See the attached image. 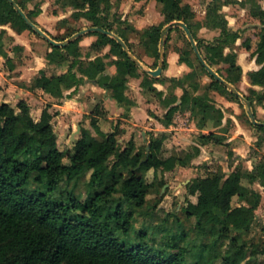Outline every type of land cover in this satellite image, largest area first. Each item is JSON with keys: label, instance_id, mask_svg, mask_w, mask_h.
Segmentation results:
<instances>
[{"label": "trees", "instance_id": "1", "mask_svg": "<svg viewBox=\"0 0 264 264\" xmlns=\"http://www.w3.org/2000/svg\"><path fill=\"white\" fill-rule=\"evenodd\" d=\"M30 1L16 0L25 12ZM156 1L161 5L164 21L141 31L149 54L152 50L158 60L165 27L183 21L191 29L207 64L238 90L243 70L237 54L226 50L239 35L232 31L221 11L227 5L249 2L252 16L260 20L263 30L256 35L257 47L252 53L260 69L250 71L248 78L252 86L264 88V8L256 0H213L208 7L206 26L221 33L208 44L198 37L196 29L202 24L195 23L196 14L190 4L185 0ZM69 3L76 10V18H86L92 27L115 33L135 56L141 58L128 36L113 29L108 21L112 0H69ZM38 12H26L35 24ZM6 25L18 32L31 30L37 33L9 0H0V26ZM78 31H69L63 38L50 36L63 41ZM173 31L184 33L188 48L180 52V61L193 71L183 79H172L184 88V94L180 102L177 97L165 99L169 109L162 123L170 128L178 112L191 111L194 118L200 116L198 126L201 129L209 128V122L214 128L221 126L224 113L212 101L210 91L227 94L233 99H239V96L208 72L182 28L170 30L168 40ZM6 34V30L0 32V56L11 63L5 52ZM93 34L98 39L91 45L86 60L80 47L81 38L64 47L49 43L52 49L47 53L49 64L63 67L69 62L68 71L49 75L42 69L30 84L23 87L31 92L43 90L52 97L63 98L67 90L78 87L87 77L107 90L121 105L129 107L134 102L126 91L130 78H136L141 80L144 90L157 98H164V92L155 86L159 79L143 70L117 39L101 32ZM243 44L251 49L250 39ZM107 47L110 50L101 55ZM14 50H21V47L15 46ZM93 53L96 57L90 59ZM115 56L117 58H112L110 65H115L117 72L110 75L106 59ZM11 66L14 69V65ZM202 74L212 78V82L205 95L193 96L188 89L200 88L196 79ZM252 93L259 95L254 89ZM246 99L254 108V98L246 96ZM262 99L264 92L259 95L260 102ZM54 115L48 105L36 120L26 100L21 99L15 105L1 102L0 264H264L260 259L264 250L260 251L259 245L250 247L242 240V234L257 221L256 212L262 195L253 185L259 183L264 187V157L253 171L236 167L229 174L212 172L187 184L189 195L197 196V202L189 201L182 212L187 219L196 220L194 230L202 240L200 244H183L186 234L171 233L158 240L147 225L140 230L136 228L139 216L152 217L153 214L146 207L157 183L150 182L147 174L151 170L157 174L174 171L178 166L188 167L200 154V145L223 144V137L213 131L202 132L200 145L184 156H164L163 139L151 141L149 156L147 149H137L134 140L121 149L118 127L113 125L111 131H106L101 126L107 113L99 102L90 113L95 133L82 127L74 148L63 150L59 142L61 136L53 125ZM255 127L264 134L263 124ZM85 179L86 198H83L78 186ZM160 185L164 182L161 181ZM236 197L246 205L234 206ZM262 232L264 234V224ZM132 234H135L134 240H131Z\"/></svg>", "mask_w": 264, "mask_h": 264}, {"label": "rangeland", "instance_id": "2", "mask_svg": "<svg viewBox=\"0 0 264 264\" xmlns=\"http://www.w3.org/2000/svg\"><path fill=\"white\" fill-rule=\"evenodd\" d=\"M238 1L245 2L247 0ZM256 1L264 8V0ZM185 2L191 5L196 14L195 23L202 24L201 27L196 29L200 40L208 44L218 38L221 33L220 30L210 29L206 26L208 7L213 0H185ZM26 10V12L39 11L38 15L35 16V21L38 26L49 35L58 38L65 37L69 31H81L92 27L91 21L86 18H76L74 16L76 10L69 3V0H31ZM221 12L226 16L232 31L239 35V38L233 43L232 47L226 50V52L232 50L237 54L238 64L243 70L238 82L239 90L245 98L246 96H252L254 98L255 106L253 110L256 118L259 122H264V99H262V102L259 101V95L263 94L264 88L252 86L248 78L250 71L259 68L256 58L253 57L252 53L257 47L258 39L256 35L262 32L263 25L259 19L252 16L249 2L245 5L231 4L224 6ZM108 21L113 29L121 31L128 36L141 58L139 59L137 56H134L142 62L144 69L153 71L158 69L160 58L157 60L152 55V50L149 54L146 49V38L141 34V31L147 27L161 25L164 21V16L161 13V5L156 0H112V9L109 13ZM6 27L7 29L12 28L11 25H6ZM27 33L28 37L21 41L31 46L33 53L46 57L48 51L51 49L49 42L31 30H27ZM246 39L251 40L252 46L250 50L243 44ZM165 42L163 73L160 77H157L159 80L155 84V86L164 92L163 99L155 97L146 90H142L140 81L132 79L129 83L127 93L129 95L128 97L134 102L133 105L129 107L121 105V107H116V102L110 100L109 95H105L106 92L102 90H99L102 96L98 100L100 101L102 99L105 110L107 108L106 102H108L110 110H106V113L107 117L110 116L112 118L111 121L113 123L108 124L103 122V126L106 131H111L113 125L118 127V139L121 149H124L129 141L134 140L137 149H147L146 154L148 156L150 153L148 148L151 141L163 139L164 156H184L195 146L200 145L199 135L202 132L209 133L210 131H214L223 137V144L213 142L206 146L200 145V154L188 167L178 166L174 171L159 172L157 174L154 170H151L147 174V178L150 182H156L157 187L148 197L149 203L146 209L153 212V214L152 217L139 216L138 222L136 223L137 230L147 225L152 236H155L158 240H162L165 235L171 233L182 236L186 234V241H182L183 244L186 242L200 244L202 240L198 238L194 230L196 220L187 219L182 212V208L189 201L197 202V196L189 195L187 184L196 177H205L212 172H222L225 175L229 174L236 167H242L249 172L253 171L256 164L264 157V134L253 124L248 113V106L240 96L239 99H233L227 94L213 90L210 91L212 101L224 113L221 126L214 128L212 127V123L209 122V128L203 130L198 126L200 116L194 118L191 111H180L174 117L172 126L166 128L162 123L169 109L168 105L164 102L165 99L177 97L178 102H180V98L184 94V88L173 82L172 79H183L193 69L180 61V52L188 48L187 40L183 32L173 31L171 33V39L168 40L167 36ZM161 43L159 45V51ZM12 45V41L7 39L5 52L12 57V63L6 62L7 59L5 57H1L0 59V72H2V78H0V87L2 88L0 101L1 99H8L11 104L15 105L20 100V97L17 98L20 89H16L15 85L23 88V83L18 79H14L20 76L21 73L18 69L23 62V51L12 49ZM82 52L84 57L88 50ZM112 58L106 59L109 66ZM11 64L14 65V69H11ZM182 66L185 68L181 69ZM46 70L49 75L59 72V70H53L49 67ZM196 80L199 82L200 88L193 90L189 87L188 90L193 96L205 95L208 85L212 82V78L202 74ZM252 89L257 91L259 95H253ZM93 93L96 92L90 88L89 95L82 98L83 101H88L91 104V109L98 102V100L95 101L93 99V95H95ZM64 98H55L52 100L53 97L50 95L47 97L45 94H38L37 100H33L30 106L33 117L39 120L42 111L50 105L51 113L55 114L53 125L57 132L61 134L59 141L60 147L63 150H70L74 148V142L80 133H77L74 138L72 137V134L77 132V127H74L72 124L71 126H68V124L64 126L68 115L67 113L62 114L61 110L58 111L54 106L56 103H62ZM23 99L26 100L25 98ZM26 101L28 102V100ZM122 107L124 109H121ZM89 109L90 105H88L87 112ZM119 111H121V114ZM81 121L83 128L95 133L91 126L89 113L82 116ZM86 181L87 179L83 180L78 186V192L83 194V198H86L84 185ZM161 181L164 182V185H160ZM253 187L261 193L262 200L256 212L257 221L249 231L242 234V240L248 243L250 247L259 245V249L262 251L264 250V234L262 232V225L264 224V187L259 183H255ZM233 204L234 206L246 205L237 197L234 199ZM134 237L135 234H132L131 240H134ZM260 259L264 262V254L260 256Z\"/></svg>", "mask_w": 264, "mask_h": 264}, {"label": "crops", "instance_id": "3", "mask_svg": "<svg viewBox=\"0 0 264 264\" xmlns=\"http://www.w3.org/2000/svg\"><path fill=\"white\" fill-rule=\"evenodd\" d=\"M2 30H6V32H7V34H6V42H7V39L12 41V43H13V45H12L13 48L12 49H14L15 46H20L21 50H19V51H21V52L23 51V57H22L23 62H22V65L20 66V68L18 69V70H20L21 73H20V76L14 78V79H18L20 82H22L23 85L24 84H27V85L30 84L33 81V79H35L36 75L40 72V70H42V69L46 70V68H48V67L53 69V70H55V69L59 70V72L57 74H61L63 72H67L68 71L69 62H67L65 64V66H63V67H59V66H56L54 64L50 65L48 59L46 58L47 56L46 57H42V56H38L36 53H33L32 52L33 49L31 48V46H29L25 42L21 41L22 39L28 37L27 31L18 32L14 28L7 29L6 26H0V32ZM7 30H9V31H7ZM78 32H80V31H78ZM78 32H76V33H78ZM93 33L94 32H90V33H87V34H84L83 36H81L82 38L80 37L81 38V41H80L81 51H86V50H88V52L90 51L91 45L94 42H96V40L98 39V36L94 35ZM65 40H63V41H65ZM51 50L52 49H50V51ZM109 50H110V47L105 48V50L103 51V52H105L104 54H106ZM50 51H48V52H50ZM88 52L84 56V58H83L84 60L88 59V57H87ZM103 52H102L101 55H104ZM1 57H3V56H0V59H1ZM95 57H96V54L93 53V55H92V57L90 59H94ZM10 58H11V61H12V57H10ZM116 58H117L116 56L113 57V59H116ZM184 68H185L184 66L181 67V69H184ZM258 69H260V66H259V68L255 69V70H258ZM13 71H15V70H13ZM75 71H77V69ZM116 72H117V67L115 65H110V66L107 67V73H109L110 75H115ZM78 75L81 77L80 73H78ZM3 76H4V74H3ZM0 78H2V72H0ZM132 79L136 80V81H140V85H141V80L140 79L130 78V81ZM130 81H129V83H130ZM83 82H84V84H83ZM83 82L78 87H74V88H72L70 90H67L65 92V96H64L65 98L63 99V102L62 103H56L54 105L55 108H57L58 111L61 110L62 114H64V113L66 114L67 113V115H68V116L66 115L68 118L65 121V125L64 126H67V124H68V126H71V124H72L74 127H77V129H78V126L82 127L81 117L84 116L87 113L90 114L91 111H92L91 104H89L88 101H83L82 100V98H84L85 96L89 95L90 88H92L94 90V92H96V93H93V94H95V95H93V99L95 101L98 100L99 97L101 98L102 95L99 92V90H102V91L106 92L105 95H109V99L110 100H112V101L114 100L116 102V104H115L116 107L121 105L117 100H115L109 94V92L107 90H105V89L101 88L100 86H98L95 83V81L90 80L87 77H85ZM129 83H128V86H129ZM0 85H1V83H0ZM12 85H14V84H12ZM23 85H22V87H23ZM15 86H16V89H20L18 91L17 98L20 97V100L25 98L26 100H28L29 104H32L31 102H33V100H37V95L38 94H45L47 97L49 96V94L45 93L43 90H37L35 92H31V91L27 90L24 87L21 88V87H19L17 85H15ZM156 88L161 91V89H159L157 86H156ZM142 90H144V89L142 88ZM78 91H79V93H78ZM126 94H127V96H129L127 91H126ZM54 99H55V97H53L52 100H54ZM0 102L10 103V100H8V99L2 100L1 99ZM99 102H102V99L100 101L98 100L97 103H99ZM97 103H95V104H97ZM88 105H90V109L87 112ZM121 106H123V105H121ZM106 107H107L106 108L107 111L110 110L108 102H106ZM121 109H124V107H122ZM119 112L121 114V111H119ZM41 115H42V113H41ZM111 120H112V118L110 116H108L105 120L103 119L101 121L102 128L104 129V126H103L104 123L103 122L111 124V123H113ZM67 128H69V127H67ZM59 135L61 136V134H59ZM72 137L74 138V133L72 134Z\"/></svg>", "mask_w": 264, "mask_h": 264}, {"label": "water", "instance_id": "4", "mask_svg": "<svg viewBox=\"0 0 264 264\" xmlns=\"http://www.w3.org/2000/svg\"><path fill=\"white\" fill-rule=\"evenodd\" d=\"M15 7V9L24 17V19L27 21V23L44 39H46L49 43H51L54 46H60V47H64L66 45H68L69 43H71L72 41H75L76 39L80 38L81 36H83L84 34L90 33V32H101L104 34H107L111 37H114L115 39H117V41H119L124 50L129 54V56L140 66L143 68V64L142 62L137 59L132 52L130 51L127 43L125 41H123V39H121L119 36H117L116 34H114L111 31H108L104 28H100V27H90L88 29L82 30L78 33H76L75 35H73L72 37H70L69 39L65 40V41H57L55 39H53L47 32H45L43 29H41L37 24H35L32 19L28 16V14L25 12V10H23V8L16 2V0H9ZM175 27H180L182 28L186 34L188 39L190 40L195 53L197 54V56L199 57L200 61L206 66V69L208 70V72L215 77V79H217L218 81H220L221 83H223L226 87H228V89L230 91H232L233 93H235L236 95L240 96L243 100V102L248 106V113L250 118L252 119V122L254 125H258V124H263L264 122H259L256 118L255 112L253 110V107L251 105V103L249 102V100H247L242 94L241 92L230 82H228L227 80H225L223 77H221L211 66H209L206 62V60L204 59L197 41L194 38V35L191 31V29L188 27V25L183 22V21H175L171 24H169L167 26V29L164 32L163 35V42L161 43L160 46V64L157 70H146L150 75H152L153 77H160L163 73V67H164V53H165V40L168 36V33L170 32V30H172ZM0 106H1V102H0ZM81 131V126H78L77 132L74 133V137L76 136L77 133H80ZM148 150H150V147L148 148ZM149 156V155H148Z\"/></svg>", "mask_w": 264, "mask_h": 264}]
</instances>
